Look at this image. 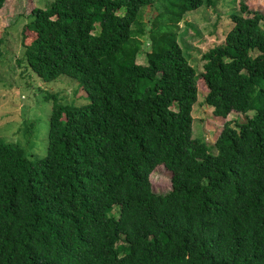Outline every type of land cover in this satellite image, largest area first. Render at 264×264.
<instances>
[{
  "label": "trees",
  "instance_id": "16d2710c",
  "mask_svg": "<svg viewBox=\"0 0 264 264\" xmlns=\"http://www.w3.org/2000/svg\"><path fill=\"white\" fill-rule=\"evenodd\" d=\"M208 2L52 0L31 10L27 69L75 80L84 100L43 96L40 158L0 140V264H264V17L239 5L196 73L178 23ZM146 6L156 8L147 29ZM199 86L212 116H246L223 122L213 151L191 137ZM159 164L171 174L163 194L148 179Z\"/></svg>",
  "mask_w": 264,
  "mask_h": 264
},
{
  "label": "rangeland",
  "instance_id": "374dc122",
  "mask_svg": "<svg viewBox=\"0 0 264 264\" xmlns=\"http://www.w3.org/2000/svg\"><path fill=\"white\" fill-rule=\"evenodd\" d=\"M51 1L4 0L0 7V140L16 143L30 158L42 157L46 149L51 100L43 101V96L55 94L59 102L66 104H80L84 100V92L75 80L60 75L52 81H41L25 64L24 47L21 44L23 25L34 7H42ZM208 1L195 11L186 13L178 23V43L196 73L201 71V54L222 43L225 33L231 27L229 15L237 11L239 5L243 4L247 10L258 11L264 17V0ZM155 10L152 6L140 9L138 23L145 29ZM260 27L264 30V26L260 24ZM140 45L144 50L148 48L146 33L140 38ZM136 60L143 59L139 55ZM197 82L201 83V80ZM197 88V98L191 109V137L202 138L213 151V142L223 122L229 121L230 125L242 123L246 116L234 111L225 118L212 116L211 108L203 103L202 86ZM170 175L161 164L157 165L148 175L152 192L163 194L169 191Z\"/></svg>",
  "mask_w": 264,
  "mask_h": 264
}]
</instances>
